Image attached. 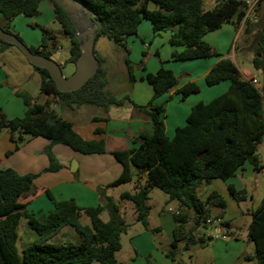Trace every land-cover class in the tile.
I'll return each instance as SVG.
<instances>
[{
	"label": "trees",
	"instance_id": "16d2710c",
	"mask_svg": "<svg viewBox=\"0 0 264 264\" xmlns=\"http://www.w3.org/2000/svg\"><path fill=\"white\" fill-rule=\"evenodd\" d=\"M43 1L45 0H0V15L5 22L0 28L12 33V22L21 15L37 16ZM48 1L64 36L71 41L70 61L76 64L81 49L74 26L59 5L53 0ZM77 1L94 14V21L100 22L95 42L100 37H106L123 48L127 56L128 38L137 36L140 24L146 20L151 24L155 35L170 33V44L182 48L181 51L172 53L173 61L220 59L207 75L206 84L213 87L227 82V92L209 103L194 106L185 126L176 130L173 139H169L166 134L165 105L156 104L155 100L175 89L178 79L172 70L165 67L155 74L146 73L141 80L152 86L154 96L152 101L140 109L149 116L151 131L141 135L135 147L113 153L122 166V172L110 187L132 183L133 169L137 171L133 192L120 195L122 201L133 204L136 221L151 233L159 230L150 228L147 205L151 191L158 189L167 196L168 203L176 201L179 205L173 213L177 226L173 233L172 249L176 250L181 242H185L187 248L202 243L203 237L196 236L192 230L188 233L185 231L189 213L194 214L198 226L201 222L205 225L212 224L214 220L222 219L226 204L217 192L203 201L198 194L199 187L214 180L227 182L246 164L254 172H260L264 168L257 154L264 138V0H258L253 6L256 18L259 19L258 25L250 23L246 13L250 7L247 0H218L211 10H205L204 0ZM150 4L155 5V9H149ZM242 23L244 35L256 34V39L251 43V51L254 55L253 67L260 71V87L253 84L255 79H245L230 58L223 57L203 40L207 33L220 29L224 24H232L238 29ZM53 39V35L45 31L41 44L30 50L51 58L53 53L49 49V43ZM12 46L0 40V54ZM95 54L99 60L97 74L82 88L71 93L58 91L50 73L33 66L41 77V93L51 97L56 104L70 109L94 106L107 110L110 105L121 104L122 100H117L107 90L104 62L96 51ZM126 65L130 82L135 83L137 79L128 58ZM141 66L145 71L143 63ZM199 92L200 88L196 83H189L178 90L182 99ZM18 95L28 107L24 117L9 119L0 108V133L8 131L17 148L26 137H43L50 140L52 145L68 146L83 155L106 153L103 140L85 141L75 132L70 122L51 110L49 103L39 104L30 95ZM54 162L52 158L47 171L58 169V164ZM36 178V175H20L13 169L0 168V264H121L117 254L122 249V235L130 225L120 214V206L114 199L102 190L103 204L81 208L74 200L55 201L47 191L53 209L36 218L26 210L27 202H24L28 196L35 194ZM228 188L234 199H246L245 190L237 191L232 185ZM212 207L220 208L222 212L214 217ZM103 212L109 213L110 220L107 222L100 218ZM83 215L91 218L92 226L81 224ZM250 216L247 238L255 246L258 264H264V198L258 208L250 212ZM22 218L27 220L36 239L20 253L17 244L18 227ZM222 225L230 227L228 223ZM65 227L75 229L82 239L81 244L59 246L50 242ZM168 256L175 261L174 254L169 252Z\"/></svg>",
	"mask_w": 264,
	"mask_h": 264
},
{
	"label": "crops",
	"instance_id": "0c3cea01",
	"mask_svg": "<svg viewBox=\"0 0 264 264\" xmlns=\"http://www.w3.org/2000/svg\"><path fill=\"white\" fill-rule=\"evenodd\" d=\"M208 1L210 2V0ZM209 2H206L205 5H208ZM249 2H251V0H249ZM207 5L205 6V10L214 8H208ZM2 20L1 16L0 23ZM224 26L215 32L207 33V35H211H205L203 40L220 55L225 58H230L239 68L245 79H255L260 82L259 76L255 77L248 70H241L235 55L230 54V52L224 54L222 50L223 44L219 42L221 40L220 37L229 30L235 39L239 36L241 37L243 33L241 27L236 29L235 26L230 25H228L230 28L228 31L219 33L222 32L220 30H222ZM231 28L236 30V32H234L235 35ZM159 36L160 38L156 42L155 38ZM51 41L52 53H57L59 47L54 49L53 46L58 40L56 38ZM131 43L132 46L129 41L127 42L129 61L131 62L138 59L137 61L139 62L141 60L140 57L144 54L146 55L145 59L148 60H146L147 64L145 71L142 72L140 70L137 74H134L137 81L132 83L130 88L120 96H115L117 100H122L121 104L110 105L107 110L94 106L70 109L56 104L51 97L41 93V91L37 99L33 97L39 104L49 103L52 108L60 110L62 114L59 115L70 122L75 132L85 141L103 140L106 146L105 154L83 155L75 151H72L74 152L72 153L68 151V149H66L67 147H64V145H53L51 147V141L43 137H26L24 142L17 148L13 136L8 131L0 133V168L13 169L20 175L32 174L37 176L35 179V194L28 196L27 199L24 200V202H27L26 210L34 215V217L39 218L53 209V203L49 200L46 194L47 191L50 192V195L55 201L74 200L81 208L97 207L102 201V190H105L107 195L112 196L110 193V185L119 178L122 172V166L113 156V153L135 147L138 138L143 134L149 133L152 128L149 116L140 109V107H144L152 101L154 96L152 86L141 80L146 73L155 74L162 67H165L172 70L178 79V86L175 89L155 100L156 104L165 105L164 122L166 134L169 139L175 137L178 128L185 126L187 118L194 106L199 103L211 102L226 93L229 88V83L227 82L213 87H208L206 84L207 75L220 59L211 58L181 62L173 61L171 58L172 53L176 50L181 51L182 48L173 47L170 44V33L155 35L151 24L148 25L142 22L138 29V35L132 39ZM134 52L137 53L135 58L133 55ZM249 52L251 53L250 63L253 67L254 55L251 50H249ZM97 54L103 60L104 66H107L106 58L99 54V52H97ZM152 54H155V56ZM5 59L10 60L9 63H5ZM19 59L20 57L10 48L0 54V108L9 119L22 118L28 110L24 99L18 95V93L30 95L27 88L24 87L26 78L22 77L24 74L20 71L23 61H19ZM137 61H135V63H137ZM22 67L25 73H27L25 77L27 76L28 78L38 81L39 84L41 83V77L33 66L31 69L25 68L24 65H22ZM105 70L108 73L106 67ZM189 83H196L200 88V92L186 99H182L178 94V90ZM97 131H100V133H97ZM49 147L50 151L54 152L55 159L57 160L58 169L56 172L47 171L50 167V161L43 156V151L45 149L49 151ZM69 169H71V171H69ZM239 174H244L249 177L255 174V172L250 165L247 166L246 164L244 168L237 173V175ZM136 182L137 178H135L129 186L134 188ZM257 182L258 181H256V183ZM122 193H124V191L119 193V198ZM209 196H207V198ZM206 199H203V201ZM165 204L169 209L168 211L164 210V214L161 215V223L170 228L169 233L170 231L174 233L177 224L174 221L171 208L177 210L179 205L176 201L168 203L167 199ZM166 213H169V215H166ZM84 216L86 215L82 217ZM134 219H136V216H134ZM220 220L221 224L219 225L216 223L209 225L213 226L216 233L224 234L223 239H228V241L238 240V238H236L237 236L233 237L230 236V234L227 236L226 233L229 231L230 227H225L222 223L229 224V222H227L224 217ZM149 224L151 229H155L150 222ZM131 226L137 225L130 224V227ZM152 234L153 233L147 231L145 228L143 231H140L138 237L132 238V256H130L127 261H118L121 264H136L137 258H145L147 260L151 259L152 262L155 263L156 259L152 257V255H155ZM173 241L174 236L173 240L168 241V243H172ZM250 243L253 244L252 242ZM227 252H229V250ZM243 256L246 257V260L257 261L255 252L253 256L246 255V252H244L242 256L238 258V261L241 262ZM163 258L165 257L163 256ZM96 263L98 262H93L91 264ZM148 263L152 264L150 261H148Z\"/></svg>",
	"mask_w": 264,
	"mask_h": 264
},
{
	"label": "rangeland",
	"instance_id": "374dc122",
	"mask_svg": "<svg viewBox=\"0 0 264 264\" xmlns=\"http://www.w3.org/2000/svg\"><path fill=\"white\" fill-rule=\"evenodd\" d=\"M205 3L209 2L208 0H204ZM218 0H210L207 7L212 8L215 7ZM250 7L246 10L247 16H249L250 23L259 24V19L256 18L255 9L253 10V6H255L258 0H251ZM205 5V6H206ZM149 9H155V5L150 4ZM1 17V16H0ZM143 22L150 25V23L146 20ZM5 22L2 20L0 26L4 25ZM225 25V26H224ZM224 28L219 32L223 33L228 31L229 26H234L232 24H224ZM222 26V27H223ZM243 26V27H242ZM260 26V25H259ZM258 26V27H259ZM227 27V28H226ZM241 37L233 38V34L229 31L223 34L219 41L223 44L222 50L224 54L230 52V54L236 56V61L241 68V70H248L253 76H259V71L255 70L254 67L251 66L250 63V56L251 53L249 50H252L251 43L256 39L255 35H244V23L241 24ZM232 32H236L234 28H231ZM256 30V28H255ZM10 31L13 34L18 35L22 41L27 45L29 48H37L42 41L43 33L48 31L53 35L54 39L57 38L58 42L54 43V49L59 47L57 53H53L51 59L57 62L62 66V72L65 77L71 76L76 70V64L70 61L71 59V48L72 44L69 38L64 36L62 32V28L59 23L55 20L54 11L51 3L48 0H45L41 3L39 8V14L34 17H24L19 16L17 17L10 26ZM217 31V30H216ZM215 32V31H214ZM258 32V30H257ZM207 35V34H206ZM211 35V34H208ZM207 35V36H208ZM235 35V33H234ZM136 36H131L128 38L130 45L132 46V39ZM159 37L155 38L157 42ZM127 41V42H128ZM51 43H49V49H51ZM14 53L20 57L19 61H23L21 64V73L23 78L25 79V88L30 93L32 97L37 99L40 96V84L38 81H35L32 78L25 77V70L23 69L22 65L25 68L31 69L32 65L28 62L25 56L20 52L19 49L12 46L10 47ZM95 51L99 52L102 56L106 58L107 66L103 67L108 69L107 79L108 85L107 90L113 96H120L126 90L130 88L132 84L129 79V70L126 65V52L121 49V47L114 42L108 40L106 37H100L95 43ZM134 58L137 56V53H133ZM155 56V54H152ZM124 56V57H123ZM146 55H142L141 60L138 62V59L135 61H131V65L133 67V73L137 74L140 70L144 72L142 69V63L146 67ZM22 59V60H21ZM10 60H4V62L9 63ZM18 68V67H16ZM19 69V68H18ZM23 87V88H24ZM51 110L56 111L58 114H62L60 110H56L51 107ZM61 145V144H58ZM53 145L51 144V147ZM67 147L68 151L72 152L73 150ZM45 149L43 152V156L46 159H49L51 165V159L55 161L54 163L57 164V160L55 159L54 152L50 151V147ZM74 153V152H72ZM77 153V152H76ZM260 164L264 167V138L262 144L258 147L257 151ZM69 165V164H68ZM249 166V164H247ZM52 171V172H56ZM71 171V169H69ZM50 172V171H48ZM136 170L133 169V176L134 179L136 177ZM251 173V172H250ZM256 181H258L256 183ZM131 184V183H130ZM232 185L238 191L245 190L246 191V199L242 201H238L232 197L230 194L228 186ZM101 190V189H100ZM99 190V191H100ZM133 192V188L129 186V184L121 185L118 187H111L110 193L112 197L120 206V214L125 219L127 224H135L137 226H131L127 229L126 233L122 235V245L123 249L117 254V259L119 261H127L130 256H132V238L138 237L139 232L143 231L142 224L137 222L134 219L135 212L133 204L130 201H122L119 198L120 192ZM106 192V191H105ZM213 192H217L225 201L226 207L224 209L222 217L229 222L230 225V233L227 231V236H233L238 238V240H230L223 239L224 234H218L215 232L213 226L207 224H201L198 226L196 225V219L194 218V214L192 212L189 213V223L186 226V233L189 231H193L196 236L203 237L204 241L202 243H197L195 245L190 246V248L186 247L185 242H181L178 245L176 250H173L171 247V243L168 241L173 240V233L169 230L170 228L167 225L161 223V215L164 214V210L168 211V207L166 206V199L167 196L158 189H153L149 195V200L147 202L149 208V222L152 224V227L155 229H159L158 231L154 232L153 235V244L155 246V255H152L156 262L153 263L151 259H136V264H149L150 261L152 264H257L256 260L250 261L246 260V257H242L241 262L238 261V258L242 256L244 252L246 255H254V245L248 241L247 234H248V227L251 223V216L250 212L256 210L260 205L262 199L264 198V168L260 172H255V174L247 177L244 174L237 175L233 179H229L227 182H223L221 180H214L210 183H205L198 189L199 197L203 200L206 199L207 196L211 195ZM107 195V192H106ZM102 196V194H101ZM109 196V195H107ZM101 201V199H100ZM103 201V200H102ZM101 201L100 204H103ZM179 207V206H178ZM213 208V207H212ZM220 208H213L214 211H217V215L221 213L219 212ZM172 212L175 213V209L171 208ZM169 215V213H166ZM101 220L107 222L110 220V216L108 212H103L100 216ZM81 224L86 226H92L91 218L84 216L81 218ZM213 224V223H212ZM18 234H19V241H18V249L21 253L23 249L27 248L32 244V242L36 239V234L32 231L27 223L25 218L21 219V222L18 227ZM209 236V238H208ZM242 241V242H241ZM52 244L55 245H69L74 244L78 245L81 244L82 239L80 235L75 231L72 227H65L61 230V232L54 237L51 241ZM205 243V244H203ZM229 247V248H228ZM229 250V252H227ZM171 252L174 254L175 261L172 260L171 257L168 256V253ZM166 258H163V256ZM99 264V263H96Z\"/></svg>",
	"mask_w": 264,
	"mask_h": 264
},
{
	"label": "water",
	"instance_id": "95a60500",
	"mask_svg": "<svg viewBox=\"0 0 264 264\" xmlns=\"http://www.w3.org/2000/svg\"><path fill=\"white\" fill-rule=\"evenodd\" d=\"M53 1L69 16L80 44L81 54L76 62V70L71 76L65 77L60 64L50 57L33 53L19 37L2 28H0V40L19 49L32 66L46 69L58 91L71 93L82 88L98 72L99 60L95 54V36L99 30L100 22L94 21V14L77 0ZM247 1L249 2V0ZM217 210L221 211V209ZM217 213L214 211L213 216H217Z\"/></svg>",
	"mask_w": 264,
	"mask_h": 264
},
{
	"label": "built area",
	"instance_id": "2783aa9c",
	"mask_svg": "<svg viewBox=\"0 0 264 264\" xmlns=\"http://www.w3.org/2000/svg\"><path fill=\"white\" fill-rule=\"evenodd\" d=\"M253 84L256 86V87H260V84H259V82L258 81H256V80H253ZM211 221H208V223H210ZM213 223H216V224H221V220L220 219H216V220H214L213 221ZM225 238V237H224Z\"/></svg>",
	"mask_w": 264,
	"mask_h": 264
},
{
	"label": "clouds",
	"instance_id": "9594fccd",
	"mask_svg": "<svg viewBox=\"0 0 264 264\" xmlns=\"http://www.w3.org/2000/svg\"><path fill=\"white\" fill-rule=\"evenodd\" d=\"M251 2H252V1H251ZM251 2H249V4H250Z\"/></svg>",
	"mask_w": 264,
	"mask_h": 264
}]
</instances>
